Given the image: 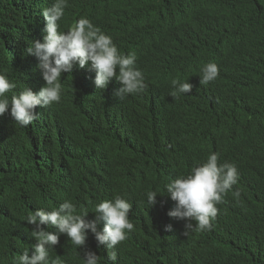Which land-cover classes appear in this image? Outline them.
Listing matches in <instances>:
<instances>
[{"label": "trees", "instance_id": "1", "mask_svg": "<svg viewBox=\"0 0 264 264\" xmlns=\"http://www.w3.org/2000/svg\"><path fill=\"white\" fill-rule=\"evenodd\" d=\"M52 3L0 0V72L16 84L9 98L43 87L41 69L23 48L42 36V9ZM81 17L110 35L121 53H136L145 89L121 98L115 77L97 89L95 75L76 70L60 102L37 107L27 127L0 116V264L31 250L27 216L52 200H72L95 219L85 204L100 187L111 190L106 199L120 195L136 206L129 214L134 230L114 249V264H264V0H69L60 28ZM208 62L218 64L219 76L202 86L195 82ZM175 78L189 80L192 92L171 96ZM219 124L253 127L223 157L237 166L239 180L217 205L211 229L185 234V221L168 214L176 206L171 195H158L151 206L146 193L163 192L169 180L221 150L206 132ZM140 141L156 154L130 151ZM69 248L73 264H83L85 249L100 264H113L90 230L82 249L71 240Z\"/></svg>", "mask_w": 264, "mask_h": 264}, {"label": "clouds", "instance_id": "2", "mask_svg": "<svg viewBox=\"0 0 264 264\" xmlns=\"http://www.w3.org/2000/svg\"><path fill=\"white\" fill-rule=\"evenodd\" d=\"M68 3L69 0H53L50 6L43 8L42 15L46 21L43 34L45 32L46 35L43 37V34L42 36L39 34V27L40 38L32 40L23 48V55H33L31 59L36 61L35 64L32 63L33 68L38 65L41 69L43 87L38 92L33 91L31 87H25L9 98L7 93L15 89L16 84L8 78L6 72H0V116L9 114L21 127H27L36 120L37 107L44 108L60 102L67 92L65 88L67 78L76 70L86 69L90 75H95L97 89H107L115 77L121 86L114 94L121 98L131 97V94L140 93L145 89V74L137 67L136 53H121L113 38L95 26L91 19L81 17L67 30L60 28L59 22L65 16ZM86 10L90 9L85 8L84 11ZM86 13L91 16V13ZM196 56L200 57L199 54ZM198 75L195 83L207 86L219 76V66L215 62L204 63ZM171 84L173 91L170 95L174 98L192 92L193 84L189 80L175 78ZM197 122L201 123L199 125L201 129L204 121L200 118ZM208 126L211 130L206 132H209L217 143L222 144V149H214L207 157L200 158L201 162L192 165L188 174L169 180L163 192L151 190L146 193L151 206L155 205L158 195L165 193L171 195L176 206L168 214L185 221V234L192 229L200 231L211 229V221L218 213L217 205L222 203L223 196L239 180L237 166L223 159L229 152L227 145H231L234 140L253 129V127L227 128L222 124ZM222 129H225L224 134L220 133ZM130 151L153 156L156 154V147L148 141H140ZM101 177L102 174L98 179ZM139 181L143 183L146 180L141 178ZM100 190L97 197L93 196L92 204H85L86 208L96 213V218L91 221L86 219L90 211L78 208L72 200H64L61 203L52 200L30 213L27 216V223L33 226L30 235L36 239L35 244L31 250L24 249L21 255L14 258L12 264H69L67 260L73 264V251L69 248V240L77 248L82 249L86 245L89 230L94 234L98 246L107 247L108 261L114 264L117 261L114 249L134 230L129 214L132 213V207L136 206L131 198L128 200L120 195L106 199L111 190L105 191L103 187H100ZM101 221L103 228L99 229L98 224ZM171 227L167 225L166 229ZM83 264H100V258L95 251L85 249Z\"/></svg>", "mask_w": 264, "mask_h": 264}, {"label": "bare ground", "instance_id": "3", "mask_svg": "<svg viewBox=\"0 0 264 264\" xmlns=\"http://www.w3.org/2000/svg\"><path fill=\"white\" fill-rule=\"evenodd\" d=\"M196 88V87H195ZM197 89V88H196ZM198 91V90H197Z\"/></svg>", "mask_w": 264, "mask_h": 264}]
</instances>
